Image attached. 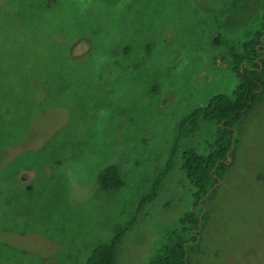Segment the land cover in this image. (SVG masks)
<instances>
[{"label": "rangeland", "instance_id": "rangeland-1", "mask_svg": "<svg viewBox=\"0 0 264 264\" xmlns=\"http://www.w3.org/2000/svg\"><path fill=\"white\" fill-rule=\"evenodd\" d=\"M263 15L264 0H0V263L85 264L135 219L117 263L148 264L192 210L180 123L233 97L227 47ZM235 129L189 264H264V99Z\"/></svg>", "mask_w": 264, "mask_h": 264}, {"label": "trees", "instance_id": "trees-1", "mask_svg": "<svg viewBox=\"0 0 264 264\" xmlns=\"http://www.w3.org/2000/svg\"><path fill=\"white\" fill-rule=\"evenodd\" d=\"M227 55L238 78L233 97L217 95L206 105L195 108L180 123V137L190 139L192 135L193 144L182 155V169L194 190L192 210L181 220L180 231L168 236L148 264H189L191 249L198 245L201 227L207 219L206 205L214 199L220 181L234 164L235 124L248 117L264 99V15L260 28L244 42L242 50L237 52L235 47H227ZM198 130L204 131V140L193 136ZM170 167L171 162L160 175ZM160 175L151 192L142 198V206L156 197ZM98 184L107 192L123 186L118 167L106 166L98 176ZM135 224L136 220L131 219L124 226H116L113 239L97 245L85 264H118L117 251Z\"/></svg>", "mask_w": 264, "mask_h": 264}]
</instances>
